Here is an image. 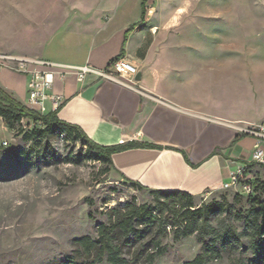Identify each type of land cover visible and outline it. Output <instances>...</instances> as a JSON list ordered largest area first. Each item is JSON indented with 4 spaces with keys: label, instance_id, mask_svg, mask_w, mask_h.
<instances>
[{
    "label": "rangeland",
    "instance_id": "374dc122",
    "mask_svg": "<svg viewBox=\"0 0 264 264\" xmlns=\"http://www.w3.org/2000/svg\"><path fill=\"white\" fill-rule=\"evenodd\" d=\"M140 4L141 0H0V53L60 61L66 39L80 42L110 19L114 28L133 21L140 15ZM144 9L145 20L155 28L165 56L178 72H185L197 58L204 75L221 83L216 103L231 104L239 116L264 113V0H146ZM22 124L24 130L35 125L26 118ZM30 145L0 118V264H63L75 251L73 238L95 236L96 222L111 206L123 207L131 198L139 204L152 201L148 190L104 175L103 166L78 142L53 136L44 156L26 159L14 154ZM70 157L74 160H67ZM250 170L246 178L254 185L264 180L258 167ZM235 193L243 196L239 204L233 200ZM258 193L221 188L194 197V204L225 199L236 210L245 209L247 196ZM226 221L244 229L224 213L213 216L210 225L219 229ZM167 229L162 239L167 252L153 264L193 259L200 250L196 234L175 242ZM262 240L264 244V234ZM125 255L129 264H148L135 247L126 248ZM253 256L244 238L243 244L227 246L222 257L209 264H248Z\"/></svg>",
    "mask_w": 264,
    "mask_h": 264
},
{
    "label": "crops",
    "instance_id": "0c3cea01",
    "mask_svg": "<svg viewBox=\"0 0 264 264\" xmlns=\"http://www.w3.org/2000/svg\"><path fill=\"white\" fill-rule=\"evenodd\" d=\"M139 20L140 15L114 28L110 19L96 31H88L80 42L66 39L60 47V61L14 56L89 63L103 69L123 48L122 56L137 66L140 79L120 78L129 83L123 84L94 75L82 82L74 76L56 78L52 92L64 97L57 116L79 126L100 145L139 141L156 146L112 154L110 178L137 182L148 189L182 190L194 197L221 189L233 171L250 163L254 139L240 135L238 127L263 120L264 113L239 116L231 104L216 103L221 83L204 75L197 58L190 60L185 72H178L145 18L126 34ZM0 86L27 105L24 74L0 66ZM44 106L46 112L52 110L50 100Z\"/></svg>",
    "mask_w": 264,
    "mask_h": 264
},
{
    "label": "trees",
    "instance_id": "16d2710c",
    "mask_svg": "<svg viewBox=\"0 0 264 264\" xmlns=\"http://www.w3.org/2000/svg\"><path fill=\"white\" fill-rule=\"evenodd\" d=\"M145 1L141 0L140 20L130 25L126 34L144 21ZM122 53L123 48L120 56ZM60 106L53 111L41 113L23 104L0 86V118L3 124L19 134L24 141L31 142L28 149L17 150L14 154L26 159L40 153L44 156L51 138L63 136L84 147L88 156L100 163L103 166L102 172L107 175L112 168V154L135 147H156L139 141L100 145L91 140L79 126L61 120L57 116ZM25 118L35 124L32 129L24 130L22 120ZM253 167H258L264 176V163H247L244 173L247 174ZM246 180L251 182L248 178ZM126 182L129 187L148 190L152 201L139 204L131 198L123 207L111 206L103 213V220L96 222L95 236L86 234L73 238L75 251L65 258L63 264H129L125 250L132 247H135L138 256L143 255L148 264H153L156 258L167 252V246L162 244V239L166 236L168 226L175 242L195 234L200 242V250L196 256L182 264H209L220 259L227 246L243 244L244 238H247L249 248L254 254L248 264L264 262V180H255V185L251 182L254 190L259 193L248 195L246 208L237 210L225 199L195 207L194 196L186 191L154 190L137 182ZM242 199L243 196L239 193L233 196L235 203H241ZM223 213L242 223L244 229L239 231L229 221L224 222L219 229L211 226L212 217Z\"/></svg>",
    "mask_w": 264,
    "mask_h": 264
},
{
    "label": "built area",
    "instance_id": "2783aa9c",
    "mask_svg": "<svg viewBox=\"0 0 264 264\" xmlns=\"http://www.w3.org/2000/svg\"><path fill=\"white\" fill-rule=\"evenodd\" d=\"M0 66L26 76L27 105L41 113H46L44 101L47 99L51 102V111L57 109L64 102L63 95L52 92L56 78L65 79L74 76L77 81L82 82L86 76L94 75L129 84L121 81L120 78L133 80L138 73L137 66L123 56L114 58L106 67L99 69L89 63L83 65L64 64L47 59L18 57L0 53ZM238 129L254 139V148L250 153L249 161L264 163V119L241 125ZM245 167L246 164L233 171L230 174L229 182L223 183L220 188L239 187L246 194L252 193L254 191L253 184L246 180Z\"/></svg>",
    "mask_w": 264,
    "mask_h": 264
},
{
    "label": "water",
    "instance_id": "95a60500",
    "mask_svg": "<svg viewBox=\"0 0 264 264\" xmlns=\"http://www.w3.org/2000/svg\"><path fill=\"white\" fill-rule=\"evenodd\" d=\"M140 74H141L140 72L137 73L136 79H140V76H141Z\"/></svg>",
    "mask_w": 264,
    "mask_h": 264
}]
</instances>
